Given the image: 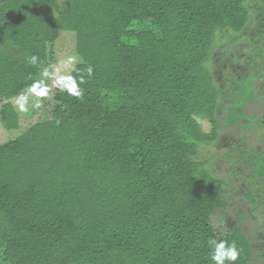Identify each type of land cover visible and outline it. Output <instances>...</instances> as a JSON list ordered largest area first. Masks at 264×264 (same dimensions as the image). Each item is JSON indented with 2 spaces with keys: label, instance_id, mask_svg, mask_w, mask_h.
<instances>
[{
  "label": "trees",
  "instance_id": "16d2710c",
  "mask_svg": "<svg viewBox=\"0 0 264 264\" xmlns=\"http://www.w3.org/2000/svg\"><path fill=\"white\" fill-rule=\"evenodd\" d=\"M252 1L0 0V127L13 134L0 143V264H214L210 239L235 242L233 264L264 259L243 226L213 225L234 182L201 156L222 146L232 175L251 171L257 192L239 197L264 206V0ZM60 31L78 61L50 114L19 130L10 100L38 84Z\"/></svg>",
  "mask_w": 264,
  "mask_h": 264
},
{
  "label": "rangeland",
  "instance_id": "374dc122",
  "mask_svg": "<svg viewBox=\"0 0 264 264\" xmlns=\"http://www.w3.org/2000/svg\"><path fill=\"white\" fill-rule=\"evenodd\" d=\"M258 2H261V0H258ZM250 6L254 11L256 8H259V6H257L256 3H253V1L250 2ZM51 51L52 55L50 61L48 66L41 72L38 84L31 90L23 91L21 94L10 100L19 114V130H22L38 118L50 114L51 108L55 102V87L57 85H65L69 73L75 65L74 63L78 61V58L74 53V35L70 32L60 31L57 39L53 43ZM21 97L24 99L21 100ZM21 105H23V107H21ZM255 110L256 112H261V109ZM202 125L205 131L210 129V125L207 121L203 120ZM12 135L11 132L5 131L0 127V143ZM213 146L214 145H211L205 150L203 149L201 151V156L204 159L209 160L207 164L211 166V168H214L213 170L216 175L223 177V175L227 173L232 179L231 181L234 182V186L231 187L233 189L230 192V196L226 194L232 204L227 206L225 210L217 209L214 212L212 215L213 225L215 227L221 225L228 228V220L232 226L237 224L243 226V228L251 234L252 242L255 245L254 249H257L261 243H264V206L260 208L258 206L255 210H249L250 206L247 200L243 199L242 196L239 197V195L246 190L257 192L255 187L251 188V184H249L248 181L249 179L245 177L250 175L251 171L244 167L241 171L233 173L232 175L234 170L231 171L232 169H230L227 162L221 160L223 158V147L220 146L216 148ZM235 212L246 213V215L244 218L237 220L234 215ZM252 261L253 264H264V259L260 257L257 251H255Z\"/></svg>",
  "mask_w": 264,
  "mask_h": 264
},
{
  "label": "clouds",
  "instance_id": "9594fccd",
  "mask_svg": "<svg viewBox=\"0 0 264 264\" xmlns=\"http://www.w3.org/2000/svg\"><path fill=\"white\" fill-rule=\"evenodd\" d=\"M36 61H37V57L32 56L30 58V62L32 64H35ZM89 72H91V69H89ZM69 90L73 92L74 94H79L76 92L74 85ZM23 99L24 98L21 97V100ZM21 107H23V105H21ZM209 245L212 249L211 259L214 262V264H226V262H228V264H233V262H235L238 259L239 251L237 249L235 242H232L229 244L226 241L218 242L215 239H210Z\"/></svg>",
  "mask_w": 264,
  "mask_h": 264
}]
</instances>
